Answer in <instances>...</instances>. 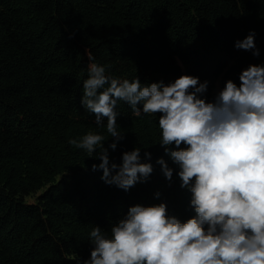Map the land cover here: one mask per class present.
<instances>
[{
    "label": "trees",
    "instance_id": "obj_1",
    "mask_svg": "<svg viewBox=\"0 0 264 264\" xmlns=\"http://www.w3.org/2000/svg\"><path fill=\"white\" fill-rule=\"evenodd\" d=\"M252 31L259 56L235 47ZM90 62L142 84L192 75L208 81L212 102L218 86L264 64V0H0V264H83L91 230L110 233L137 204L164 202L182 221L194 215L176 171L169 183L156 164L163 157L176 168L159 145L158 115L137 117L118 101L124 138L110 162L137 147L154 167L128 191L92 169L99 147L69 144L89 132L105 148L113 142L106 119L97 126L81 104Z\"/></svg>",
    "mask_w": 264,
    "mask_h": 264
},
{
    "label": "clouds",
    "instance_id": "obj_2",
    "mask_svg": "<svg viewBox=\"0 0 264 264\" xmlns=\"http://www.w3.org/2000/svg\"><path fill=\"white\" fill-rule=\"evenodd\" d=\"M254 38L252 31L235 47L259 56ZM87 67L81 104L97 126L106 119L113 142L105 148L104 136L89 132L69 144L89 154L99 147L100 163L92 169L103 171L105 183L128 191L146 182L154 167L151 152L142 157L137 147L122 153L120 164L110 162L109 149L124 138L118 101L137 117L158 115L159 145L176 168L163 157L156 164L169 183L176 171L180 187L191 193L194 215L183 221L170 216L164 202L130 206L110 233L99 226L91 230L90 257L83 264H264V64L243 69L239 84L227 80L212 102L204 97L208 81L192 75L142 84L138 77L107 76L94 62Z\"/></svg>",
    "mask_w": 264,
    "mask_h": 264
},
{
    "label": "rangeland",
    "instance_id": "obj_3",
    "mask_svg": "<svg viewBox=\"0 0 264 264\" xmlns=\"http://www.w3.org/2000/svg\"><path fill=\"white\" fill-rule=\"evenodd\" d=\"M220 90V86H218V91Z\"/></svg>",
    "mask_w": 264,
    "mask_h": 264
}]
</instances>
